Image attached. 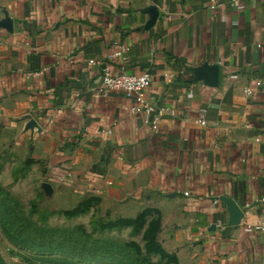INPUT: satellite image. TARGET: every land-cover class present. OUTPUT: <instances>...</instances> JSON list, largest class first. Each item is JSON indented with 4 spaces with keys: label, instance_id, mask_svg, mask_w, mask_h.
<instances>
[{
    "label": "crops",
    "instance_id": "obj_1",
    "mask_svg": "<svg viewBox=\"0 0 264 264\" xmlns=\"http://www.w3.org/2000/svg\"><path fill=\"white\" fill-rule=\"evenodd\" d=\"M222 1L0 0L3 154L63 209L156 213L178 264H264V0ZM102 65L149 72L153 111Z\"/></svg>",
    "mask_w": 264,
    "mask_h": 264
},
{
    "label": "rangeland",
    "instance_id": "obj_2",
    "mask_svg": "<svg viewBox=\"0 0 264 264\" xmlns=\"http://www.w3.org/2000/svg\"><path fill=\"white\" fill-rule=\"evenodd\" d=\"M28 166V161L18 157L12 165L0 147V203L24 212L26 217L41 226L80 227L75 232L78 243L82 244V259L68 253L30 250L10 240L0 226V264H46L39 258L52 256L82 264H178L176 253L167 243L168 237L156 213L139 211L134 217L90 213L84 211L80 204L73 210L67 209L72 212L67 216L64 214L66 209L51 201L48 194L26 177ZM32 206L36 212L29 213ZM42 212L47 217L44 223L40 222ZM95 255L113 258L111 261L90 259Z\"/></svg>",
    "mask_w": 264,
    "mask_h": 264
},
{
    "label": "trees",
    "instance_id": "obj_3",
    "mask_svg": "<svg viewBox=\"0 0 264 264\" xmlns=\"http://www.w3.org/2000/svg\"><path fill=\"white\" fill-rule=\"evenodd\" d=\"M9 197L13 199L11 196ZM33 212H36V209L32 206L29 213ZM64 214L69 216L72 212L66 210ZM46 219V213L42 212L40 214V222L44 223ZM0 226L4 234L10 240L19 245L25 246L30 250L48 252L50 254L68 253L74 257L82 259V244L78 243L75 232L76 230H79L80 227L68 229L46 225L41 226L26 217L24 212L16 210L15 208H10L9 206H4L1 203ZM114 249L110 251H113ZM112 258L113 256H90V259H98L101 261H111ZM39 260L46 262V264H82L59 256L39 258Z\"/></svg>",
    "mask_w": 264,
    "mask_h": 264
},
{
    "label": "built area",
    "instance_id": "obj_4",
    "mask_svg": "<svg viewBox=\"0 0 264 264\" xmlns=\"http://www.w3.org/2000/svg\"><path fill=\"white\" fill-rule=\"evenodd\" d=\"M208 3V8L211 12H218L223 9L222 0H206ZM239 5L240 0H231ZM122 51H118L114 54L115 57H121ZM100 78L102 83V88L105 92L107 91H120L123 92L127 97H131L136 102V105H143L146 107L147 112H152L153 108L145 104L146 91L152 83V75L144 71L142 73H127V72H113L109 66L102 65L100 68ZM259 86L260 82H256ZM251 88H247L246 92L251 93ZM157 117H153L152 123L153 128H156ZM199 122L203 123L202 120ZM257 228L263 229L264 222L257 226Z\"/></svg>",
    "mask_w": 264,
    "mask_h": 264
},
{
    "label": "water",
    "instance_id": "obj_5",
    "mask_svg": "<svg viewBox=\"0 0 264 264\" xmlns=\"http://www.w3.org/2000/svg\"><path fill=\"white\" fill-rule=\"evenodd\" d=\"M147 12L150 14V19L146 23V26H150L155 22L158 12L154 8H149ZM200 69L203 70L204 72V74L202 75V79L205 82L210 83L211 85H216L218 83V80H219L218 66H211L209 64H203L202 66H200ZM220 200L224 202L225 207H226L227 222L225 223V226L237 228L243 217L242 209L230 197L221 196Z\"/></svg>",
    "mask_w": 264,
    "mask_h": 264
}]
</instances>
